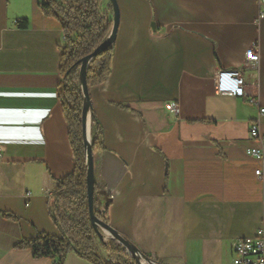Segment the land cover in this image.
Masks as SVG:
<instances>
[{"label": "crops", "instance_id": "obj_1", "mask_svg": "<svg viewBox=\"0 0 264 264\" xmlns=\"http://www.w3.org/2000/svg\"><path fill=\"white\" fill-rule=\"evenodd\" d=\"M42 1L0 0V264H54L17 244L60 234L49 191L75 168L58 96L66 38ZM118 3L112 73L90 86L89 112L110 224L159 264H228L235 240L264 231V179L246 153L260 146L254 122L264 135V0ZM100 9L112 26L110 0ZM240 67L260 106L216 91V72ZM64 264L93 263L70 252Z\"/></svg>", "mask_w": 264, "mask_h": 264}, {"label": "trees", "instance_id": "obj_2", "mask_svg": "<svg viewBox=\"0 0 264 264\" xmlns=\"http://www.w3.org/2000/svg\"><path fill=\"white\" fill-rule=\"evenodd\" d=\"M100 2L101 0H43L41 3L46 15L60 20L66 38L65 45L61 47L58 96L68 123V136L75 155V168L71 174L58 180L50 205V213L60 234L44 232L37 237L22 240L17 247L32 249L35 257H50L54 259V264H64L70 252H75L80 258L93 264H138L127 252L126 247L113 238L102 239L108 258L99 253L97 243L99 236L91 223L88 205V160L82 134L84 95L80 69L82 59L93 52L108 37L112 29L107 15L100 9ZM19 24L27 27L28 21L21 20ZM113 57L114 43L90 61L87 69L89 86L101 84L108 79L112 73ZM101 195L106 199L104 205L100 200ZM111 202V198L95 184V213L108 223ZM142 254L143 262L146 258L151 259L143 252Z\"/></svg>", "mask_w": 264, "mask_h": 264}, {"label": "built area", "instance_id": "obj_3", "mask_svg": "<svg viewBox=\"0 0 264 264\" xmlns=\"http://www.w3.org/2000/svg\"><path fill=\"white\" fill-rule=\"evenodd\" d=\"M264 17L261 12L258 22ZM247 63H257L260 60L259 45L254 43L246 51ZM216 91L220 94H229L240 98H245L247 102L260 106L256 97H247L245 93V80L243 68H220L216 72ZM167 109L175 116L181 115V109L177 102H170ZM260 112L264 108L260 106ZM250 134L260 142L259 147H252L246 150L247 155L256 160L258 167L256 176L264 179V135L260 132L258 122H254L250 127ZM1 151V148H0ZM54 191H49L53 195ZM27 194H30L29 192ZM145 264H159L156 260L146 258ZM228 264H264V231H258L255 236L242 237L235 240L231 248V257Z\"/></svg>", "mask_w": 264, "mask_h": 264}, {"label": "water", "instance_id": "obj_4", "mask_svg": "<svg viewBox=\"0 0 264 264\" xmlns=\"http://www.w3.org/2000/svg\"><path fill=\"white\" fill-rule=\"evenodd\" d=\"M114 18L113 25L110 34L108 37L90 54L86 55L82 59V66L80 69V78H81V87L84 95V103L82 107V134L85 150L87 153V198L88 205L91 217V223L96 228L98 232V236L100 239L113 238L116 239L119 243L124 245L127 249V252L134 257V259L138 262V264H145L143 262L142 257L143 254L138 246L132 241L125 238L118 230H116L110 223L100 219L94 209V201H95V170H94V157H93V147L90 138V120H89V112L92 107V100L90 96V86L88 84L87 79V69L90 61L99 55L106 48L111 46L116 38L118 26L120 23V7L118 0H110Z\"/></svg>", "mask_w": 264, "mask_h": 264}, {"label": "rangeland", "instance_id": "obj_5", "mask_svg": "<svg viewBox=\"0 0 264 264\" xmlns=\"http://www.w3.org/2000/svg\"><path fill=\"white\" fill-rule=\"evenodd\" d=\"M97 243H98V246H99V248H100V250H104V246H103V244H102V239H100L99 237H97Z\"/></svg>", "mask_w": 264, "mask_h": 264}]
</instances>
